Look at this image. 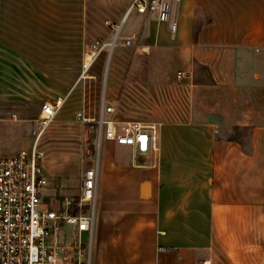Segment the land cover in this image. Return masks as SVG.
Instances as JSON below:
<instances>
[{"label": "crops", "instance_id": "1", "mask_svg": "<svg viewBox=\"0 0 264 264\" xmlns=\"http://www.w3.org/2000/svg\"><path fill=\"white\" fill-rule=\"evenodd\" d=\"M134 1L0 0V159L30 148L42 104L65 98L43 136L44 200L78 198L94 154L76 115L98 117L107 66L102 53L83 79L85 46L123 22L110 117L157 124L159 150L104 140L91 264H264V0H162L169 21ZM76 122L84 150L61 152Z\"/></svg>", "mask_w": 264, "mask_h": 264}, {"label": "built area", "instance_id": "2", "mask_svg": "<svg viewBox=\"0 0 264 264\" xmlns=\"http://www.w3.org/2000/svg\"><path fill=\"white\" fill-rule=\"evenodd\" d=\"M132 9L139 12H159L161 21L170 20V4L162 0H135ZM111 25V23H109ZM123 22L117 27L112 42L96 40L87 43L84 50L82 78L102 54L110 56L121 38ZM176 23L172 25L175 30ZM127 45L131 44L128 39ZM184 73L180 72L179 76ZM65 98L45 101L33 130L30 148L21 149L12 157L0 159V264H63L58 253L70 248L79 255L78 263L91 264V245L95 223V208L100 179V153L104 140L132 147L138 153H157L158 125L128 122L119 125L111 116L114 107L109 105L105 92L101 96L98 117L86 116L84 108L76 118L83 123H97L94 164L85 170L77 199L65 198L59 208L44 200L49 178L44 172L43 160L47 151L43 136L56 119ZM13 117L16 115L13 114ZM71 227V228H70Z\"/></svg>", "mask_w": 264, "mask_h": 264}, {"label": "rangeland", "instance_id": "3", "mask_svg": "<svg viewBox=\"0 0 264 264\" xmlns=\"http://www.w3.org/2000/svg\"><path fill=\"white\" fill-rule=\"evenodd\" d=\"M111 58L112 59H109L108 65L106 66V69L104 70V77L100 80V83H98L97 81L95 82L98 85V89H97V87L95 88L93 86V89H92L93 93H96L97 90L99 92V87H100L101 96L103 95L104 89H106V83H105V78H107L106 73L108 74L109 67H110V69H111V67H113L115 56H112ZM105 64L106 63H104V67H105ZM76 123H77V125H72V126L68 127L67 129H64L65 131H63V132L64 133L66 132L65 134L61 131L60 134H62V135L60 137H62V141L58 140V142H64V146L60 150L61 152H65V151H67V152L68 151L69 152L70 151L71 152H76L78 150V152L80 153L81 151L84 150L83 144L81 145V141L82 142L84 141L85 127L82 126L78 122H76ZM91 126L92 127H90L88 135H89V139H90V142H91V154H95L96 153V146L93 143L95 142L96 136H97V134H96L97 123L96 122L91 123ZM45 139L48 140L46 137H45ZM45 139H43V143H44ZM56 142L57 141H55L53 144H57ZM67 145H70L68 150L66 148H64ZM59 147L61 148L60 145H57V148H59ZM48 150H49V148H48ZM91 154L87 153V155L89 157V160L92 159L91 158V156H92ZM78 162H79L78 159L76 160L75 157H73L72 160H71L70 167L72 168V170L74 169L75 172H79L80 171L79 168H81L80 164ZM58 261L60 263H63V264H65L67 262L78 263L79 255L76 253V251H74L73 249L70 248L69 244H67L66 248H64V249L59 251V253H58Z\"/></svg>", "mask_w": 264, "mask_h": 264}, {"label": "trees", "instance_id": "4", "mask_svg": "<svg viewBox=\"0 0 264 264\" xmlns=\"http://www.w3.org/2000/svg\"><path fill=\"white\" fill-rule=\"evenodd\" d=\"M205 69H207V67H205ZM235 130H239V129H235ZM246 129H244L243 131H245ZM245 133V132H244Z\"/></svg>", "mask_w": 264, "mask_h": 264}]
</instances>
